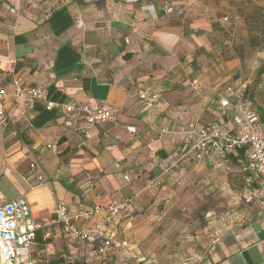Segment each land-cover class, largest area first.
<instances>
[{
	"label": "crops",
	"instance_id": "obj_1",
	"mask_svg": "<svg viewBox=\"0 0 264 264\" xmlns=\"http://www.w3.org/2000/svg\"><path fill=\"white\" fill-rule=\"evenodd\" d=\"M16 76L23 85H47L55 101L107 103L114 116L84 139L57 109L37 103L21 116V103H6L0 200H28L36 264L73 263L84 247L97 264H167L157 247H188L179 264L200 253L201 264H264V196L249 204L241 198L261 179L248 180L236 162L229 172L196 160L160 130L192 117L213 121L211 98L236 84L246 85L264 118V0H0V88ZM141 89L158 94L152 105L140 100ZM155 177L156 189L149 185ZM130 195L102 257L99 242L68 239L54 218L57 203L77 212ZM216 197L223 209H206ZM202 207L212 215L208 228L184 217Z\"/></svg>",
	"mask_w": 264,
	"mask_h": 264
},
{
	"label": "built area",
	"instance_id": "obj_2",
	"mask_svg": "<svg viewBox=\"0 0 264 264\" xmlns=\"http://www.w3.org/2000/svg\"><path fill=\"white\" fill-rule=\"evenodd\" d=\"M57 1L59 0H54ZM164 10L171 12L173 7L165 5ZM192 84L197 88L196 80H193ZM245 91L244 84L228 85L224 90L228 96L221 93L211 98L210 104L216 107L219 116L217 120L204 123L200 118L192 117L180 123L175 129L162 127L160 130L175 136L186 146L185 153L192 152L196 160L207 158L209 164L226 171L232 169L227 163L226 155L241 151L242 161L239 163L241 171L247 174L248 180L260 178L262 183L256 188L247 187L241 195L245 203H253L264 196V118L259 110L253 108ZM138 96L149 106L156 101L158 94L141 89ZM7 102L21 103L22 109L19 112L21 116L32 113L37 103H42L46 110L57 109L60 111L62 124L84 139L95 125L114 121L111 107L107 103L90 106L72 98L55 101L49 98L47 85H23L17 76L12 78L9 87L0 88V124L3 126L8 122ZM229 109L231 114L228 112ZM211 155H216L219 159H212ZM29 166L33 168L34 164L31 163ZM37 179L41 180V176L37 175ZM124 179H128V176L124 175ZM149 185L158 188L161 185L160 178L151 179ZM133 201L134 196L130 195L117 202L96 203L77 212H71L65 204L57 203L53 214L65 237L76 240L83 246L99 242L96 251L102 257L114 242L111 225L116 222L119 215L130 211ZM90 219H94L90 227L82 225ZM36 230L37 225L25 197L0 200V264H36L32 257ZM205 255V253L188 255L181 264H201Z\"/></svg>",
	"mask_w": 264,
	"mask_h": 264
},
{
	"label": "rangeland",
	"instance_id": "obj_3",
	"mask_svg": "<svg viewBox=\"0 0 264 264\" xmlns=\"http://www.w3.org/2000/svg\"><path fill=\"white\" fill-rule=\"evenodd\" d=\"M199 70L201 71L200 67H199ZM245 95H246L247 98H250V95H249L247 90L245 91ZM223 201H224L223 199L217 198V197L214 198V199H208L207 205H205V208L207 209V208L211 207L212 210H216V211L222 210L223 209L222 208L223 207L222 206ZM202 209H204V207H202L201 209L199 208V210L194 211L192 213L184 212V217L185 218H196V217H198L199 221H200V223H199L200 227L201 228H205V227L208 228L207 227L208 226V221H209V219H210V217L212 215L211 216H205V211L203 210L204 211L203 212ZM157 248H158V252H159L160 256L162 255L161 259H165L166 261L168 260L167 264H179V262L181 261V257L185 253L187 254L186 248H188V247H157ZM192 248H193L194 251H196V249L198 250V248L199 249H203L202 247H197V248L196 247H192ZM91 249H92L91 247H84V249H83L84 250V255L80 256V258H79L80 261H83V262L88 263V264H97L98 260L95 258L94 255L91 254ZM184 258L185 257H183V259Z\"/></svg>",
	"mask_w": 264,
	"mask_h": 264
},
{
	"label": "trees",
	"instance_id": "obj_4",
	"mask_svg": "<svg viewBox=\"0 0 264 264\" xmlns=\"http://www.w3.org/2000/svg\"><path fill=\"white\" fill-rule=\"evenodd\" d=\"M228 112H229V114H231V109H229ZM215 115L216 116H215L214 120L219 119V116H218L217 112H216ZM202 122H204V121H202ZM204 123H207V122H204ZM226 156H227L226 160H228L227 163L230 164V165L233 164V162H236L237 164H239L242 161V153H241V151H238L236 153L232 152V153H230V154H228ZM36 238H38V236ZM65 264H87V263H85L83 261H80V260H75L73 263L68 262V263H65Z\"/></svg>",
	"mask_w": 264,
	"mask_h": 264
}]
</instances>
